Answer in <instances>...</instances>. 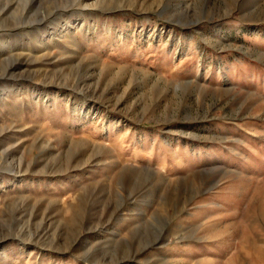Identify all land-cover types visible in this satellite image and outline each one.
I'll return each mask as SVG.
<instances>
[{"label": "rangeland", "instance_id": "374dc122", "mask_svg": "<svg viewBox=\"0 0 264 264\" xmlns=\"http://www.w3.org/2000/svg\"><path fill=\"white\" fill-rule=\"evenodd\" d=\"M0 264H264V0H0Z\"/></svg>", "mask_w": 264, "mask_h": 264}]
</instances>
